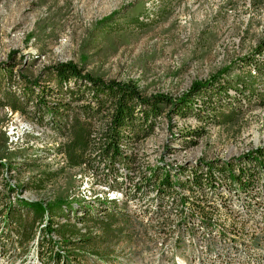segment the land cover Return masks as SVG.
I'll return each mask as SVG.
<instances>
[{
    "label": "rangeland",
    "instance_id": "rangeland-1",
    "mask_svg": "<svg viewBox=\"0 0 264 264\" xmlns=\"http://www.w3.org/2000/svg\"><path fill=\"white\" fill-rule=\"evenodd\" d=\"M121 8L116 26L96 24ZM135 17L144 24L136 25ZM262 45L264 0H0V81L2 64L14 54V70L28 76L72 62L107 82L135 84L146 96L178 97L193 81L205 80L224 67L230 71L224 78H233L229 85L247 77L251 56L259 47L264 50ZM260 67L248 83L251 92L241 97L203 95L187 119L174 117L170 123L162 119L152 136L133 147L132 156L145 166L169 146L174 151L165 152L164 160L187 167L243 158L264 146V65ZM228 93L234 95L235 90L229 88ZM9 110L0 109V151L13 159V165L35 163L15 179L21 183L34 177L25 194L29 199L51 202L78 197L83 183L104 198V187L92 172L61 165L65 154L56 150L67 144L68 135H56ZM10 126L17 128L18 140L7 144L5 131ZM188 127L202 136L194 146L182 149L179 130ZM114 203L118 209L125 207L126 213L118 214L110 231L98 233L76 225L89 241L68 251L77 254L82 264H177L199 253L205 243L214 246L229 237L264 244V230L220 208L207 218L199 217L200 223L181 225L175 215L140 219L137 205L125 195ZM206 220L213 231L205 227ZM31 245L13 246L11 259L1 255L0 264H37Z\"/></svg>",
    "mask_w": 264,
    "mask_h": 264
},
{
    "label": "trees",
    "instance_id": "trees-1",
    "mask_svg": "<svg viewBox=\"0 0 264 264\" xmlns=\"http://www.w3.org/2000/svg\"><path fill=\"white\" fill-rule=\"evenodd\" d=\"M123 11L113 10L96 24L116 26ZM135 18L136 25L144 24ZM13 55L1 66L0 109L19 112L56 135H68L67 144L56 151L65 154L67 166L84 168L108 190L123 192L130 203L137 205L140 219L155 221L175 215L181 225L186 221L200 223L199 217L207 218L210 211L220 208L244 223L264 228V146L243 158L187 167L164 160L165 152L174 151L169 146L159 159L145 166L131 154L133 147L154 134L162 119L167 123L174 117L187 119L203 95L241 97L251 92L248 83L264 65L260 47L251 56L253 65L247 69V77L229 85L233 78H224L230 72L224 67L205 80L193 81L178 97L164 93L146 96L135 84L107 82L72 62L47 66L39 74L28 76L14 70ZM229 88L235 90L234 95L228 93ZM178 136L182 149H188L202 134L188 127L179 130ZM9 159L0 151V256L8 260L12 257L10 248L31 243L38 264H82L77 254L68 251L70 246L83 248L89 241L76 225L92 227L98 233L110 231L118 214L126 213L125 207L118 209L107 198L58 197L42 202L16 197L13 193L18 189L31 190L34 177L16 187L8 178H17L35 163L20 161L13 165V159ZM205 225L213 231L210 221ZM244 252L245 258L238 263L234 262L235 255L226 252V258L210 264L264 263V247L249 244Z\"/></svg>",
    "mask_w": 264,
    "mask_h": 264
},
{
    "label": "bare ground",
    "instance_id": "bare-ground-1",
    "mask_svg": "<svg viewBox=\"0 0 264 264\" xmlns=\"http://www.w3.org/2000/svg\"><path fill=\"white\" fill-rule=\"evenodd\" d=\"M7 109V108H6ZM12 114L13 113H17V112H12L11 110H9ZM14 120V119H13ZM24 124V123H23ZM26 125V124H25ZM23 125L21 130L24 132L27 131V127ZM20 127V126H19ZM19 129V128H18ZM17 128L15 127H8L5 131L6 134V138H7V144L12 143L13 141L16 142L18 140V134L16 132ZM257 135L255 136V139H257ZM56 147L58 148L60 143L59 141L55 142ZM60 149V148H59ZM57 149V150H59ZM56 150V151H57ZM55 153V152H54ZM60 155H63L61 152H59ZM63 158V157H62ZM67 165V160L66 157L64 158V160L62 159L61 165ZM13 172V171H12ZM10 173V172H9ZM6 174V173H5ZM10 175V174H9ZM13 175V174H12ZM5 176V175H4ZM11 176V175H10ZM94 178L96 180L97 177L93 174ZM7 177V176H6ZM80 177V176H79ZM3 178V177H2ZM15 177L12 178H8L9 184L13 187H16V185L19 184V182H17L15 180ZM25 182L28 181V178H25ZM81 181V180H80ZM84 181V180H83ZM99 182V181H98ZM100 183V182H99ZM82 184V183H81ZM101 184V183H100ZM102 187H104V193L105 196L104 198H101L100 195L96 194L94 190H91V188H89V185H87L86 183H83L81 186H79V193H78V197L82 198L84 200H96V199H100L103 200L105 198H107L108 200L112 201V202H117V200L119 198L123 199V192L121 191H116V190H108L104 184H101ZM27 190H19L15 191L13 193L14 196L16 197H21L25 199H29L25 194L27 193ZM100 196V197H99ZM126 197V196H125ZM106 199V200H107ZM31 200V199H29ZM254 227L260 228L262 230H264V228H261L259 226L253 225ZM53 238H55V236H53ZM249 244H255L261 247H264V244L261 243H255L253 240H249V241H245L243 239L240 238H224L222 240H218V243L214 246H208L209 244H206L203 246V248L199 251V253H192L191 257L189 259H184V260H179L177 262V264H210V263H217V261L215 259H217L219 262L221 261L220 258H226V256H223L224 253L228 252L231 253V255H235L234 257V262L238 263L240 260L245 258L244 255V249H245V245H249ZM11 249V248H10ZM243 250V251H242ZM257 252V251H256ZM256 252H253V256H256ZM4 253V252H3ZM36 253V251H35ZM258 254V253H257ZM36 257V256H35ZM37 258H35V261L37 263ZM215 260V261H214ZM38 264V263H37ZM264 264V263H262Z\"/></svg>",
    "mask_w": 264,
    "mask_h": 264
}]
</instances>
